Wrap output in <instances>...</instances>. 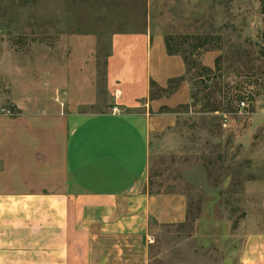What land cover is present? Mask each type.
<instances>
[{
	"label": "rangeland",
	"instance_id": "1",
	"mask_svg": "<svg viewBox=\"0 0 264 264\" xmlns=\"http://www.w3.org/2000/svg\"><path fill=\"white\" fill-rule=\"evenodd\" d=\"M263 19L264 0H0V121L23 102L52 101L63 116L121 111L108 89L117 33L220 36L200 60L214 77L184 82L199 105L181 104L167 113L176 126L152 135L148 190L184 195L186 219L152 221L148 244L123 261L264 264Z\"/></svg>",
	"mask_w": 264,
	"mask_h": 264
},
{
	"label": "crops",
	"instance_id": "2",
	"mask_svg": "<svg viewBox=\"0 0 264 264\" xmlns=\"http://www.w3.org/2000/svg\"><path fill=\"white\" fill-rule=\"evenodd\" d=\"M166 35H114L108 89L121 111L63 116L52 101L23 102L0 121V264H124L148 244L152 221H185L184 195L148 190L152 135L178 120L159 111L191 102L185 83L150 100L152 78L166 88L186 75Z\"/></svg>",
	"mask_w": 264,
	"mask_h": 264
},
{
	"label": "trees",
	"instance_id": "3",
	"mask_svg": "<svg viewBox=\"0 0 264 264\" xmlns=\"http://www.w3.org/2000/svg\"><path fill=\"white\" fill-rule=\"evenodd\" d=\"M264 23V19H263ZM166 52L169 56H181L183 58L186 75L178 78L170 79L166 88H161L154 80L150 81V100L154 101L161 98H169L176 94L182 84L187 80V77L195 78H210L214 77V70L204 66L200 60L202 56L208 51H215L221 49V37L213 35H197V34H168L165 36ZM262 41L264 43V31L262 34ZM196 58V59H195ZM222 57H218L215 60V69L220 71V62ZM197 75V76H196ZM192 106H198L199 100L196 93L191 91ZM188 105H180L176 109H170L168 107H162L160 112L162 113H180L182 108ZM207 106V105H206ZM189 108V107H188ZM221 110L216 105L208 108L205 107L202 113H217Z\"/></svg>",
	"mask_w": 264,
	"mask_h": 264
},
{
	"label": "built area",
	"instance_id": "4",
	"mask_svg": "<svg viewBox=\"0 0 264 264\" xmlns=\"http://www.w3.org/2000/svg\"><path fill=\"white\" fill-rule=\"evenodd\" d=\"M242 105H244V103Z\"/></svg>",
	"mask_w": 264,
	"mask_h": 264
}]
</instances>
